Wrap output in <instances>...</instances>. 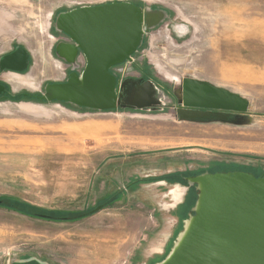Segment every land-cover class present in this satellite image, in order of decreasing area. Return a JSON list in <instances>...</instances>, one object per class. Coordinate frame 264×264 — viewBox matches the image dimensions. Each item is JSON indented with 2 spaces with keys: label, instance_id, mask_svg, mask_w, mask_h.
Segmentation results:
<instances>
[{
  "label": "rangeland",
  "instance_id": "obj_1",
  "mask_svg": "<svg viewBox=\"0 0 264 264\" xmlns=\"http://www.w3.org/2000/svg\"><path fill=\"white\" fill-rule=\"evenodd\" d=\"M111 1L170 12L123 76L150 77L154 106L10 96L67 77L53 51L62 12ZM14 47L30 65L0 76V264H155L195 213L189 177L264 176V0H0V56ZM183 89L226 104L180 110Z\"/></svg>",
  "mask_w": 264,
  "mask_h": 264
},
{
  "label": "water",
  "instance_id": "obj_2",
  "mask_svg": "<svg viewBox=\"0 0 264 264\" xmlns=\"http://www.w3.org/2000/svg\"><path fill=\"white\" fill-rule=\"evenodd\" d=\"M163 16L161 9L148 12L147 7L129 1L84 5L62 12L57 19L58 27L77 46L59 43L56 49L67 59L73 58L79 47L86 55L87 64L80 74L71 72L65 82L47 83L43 96L47 100L98 109L154 106L157 100L151 96L154 83L150 79L121 80L109 68L133 53L144 30L157 26ZM24 61L25 51L20 47L5 55L0 65L22 69ZM3 88L0 84V92ZM192 94L191 90L183 89L182 98L178 99L182 103L180 110L226 104L217 97L207 102L196 100ZM189 179L197 183L199 190L195 213L184 223L183 229L187 220L190 221L182 243L173 245L161 263L264 264V176L228 171L204 172Z\"/></svg>",
  "mask_w": 264,
  "mask_h": 264
},
{
  "label": "flooded vegetation",
  "instance_id": "obj_3",
  "mask_svg": "<svg viewBox=\"0 0 264 264\" xmlns=\"http://www.w3.org/2000/svg\"><path fill=\"white\" fill-rule=\"evenodd\" d=\"M75 8V7H74ZM148 8V12H152L153 10H155V9H161V10H163L164 11V16H163V19L162 20H160V22H159V24L158 25H160V23L166 18V17H168L169 16V14H170V12H169V10H167V9H162V8H159V7H157V6H150V7H147ZM72 9V8H71ZM157 25V26H158ZM153 28H149V30L148 31H146V30H144V32L142 33V36L141 37H143V35L144 34H146L147 32H149L150 30H152ZM64 34V36H59L58 37V39H57V41H56V44L54 45V48H53V51H54V54L56 55V57H58V59H56V60H59L60 59V62H64L66 65H67V68L69 69V72H68V75H67V77H65V73H64V76L62 77V78H64V80H51V82H47V83H54V82H65L67 79H68V77H69V74L71 73V72H76L77 74H80L82 71H83V69L85 68V66H86V64H87V59H86V55H85V53L83 52V50L81 49V48H79V47H77V49H76V52H75V54H74V56H73V58H72V56L71 57H69V58H67V59H65L63 56H61V55H59V51L56 49V47L58 46V44L59 43H70V44H74V45H76L77 46V43L68 35V34H66V33H63ZM140 44H141V42H139ZM140 44H138V47H136V50L139 48V46H140ZM16 48H20V47H14L13 49H11L9 52H7V53H5V54H2L1 56H0V60L5 56V55H7V54H9V53H11V52H13ZM25 51V50H24ZM134 53V52H133ZM51 54V53H50ZM68 54V52H66V55ZM68 56H70V54L68 55ZM67 56V57H68ZM54 58V57H53ZM55 59V58H54ZM125 60V59H124ZM29 62H30V59H29V56L27 55V53H26V51H25V61H24V67L22 68V69H12V68H10V67H1V65H0V76L2 75V74H5L6 72L5 71H8V72H17V73H21V74H24V72H26L27 70H28V68H29ZM18 64H21L20 62H17ZM122 63V62H121ZM118 64H120V63H118ZM118 64H114V65H112L110 68H109V71H110V73H112L114 76H116V73H115V71H114V68H115V66L116 65H118ZM64 66L65 65H63V68H64ZM26 74V73H25ZM50 78V77H49ZM117 78V77H116ZM123 79H125V78H143V80L144 79H150V77L148 78L147 76H144V73L142 74V72H141V74L139 75V76H125V77H122ZM3 80V81H2ZM151 81H153L152 79H150ZM5 82V80L4 79H2V78H0V84L1 85H3L4 86V88H3V90L0 92V97H3V96H7V92L9 91V89L7 88V85L4 83ZM47 83H45L44 84V87H45V85L47 84ZM154 83V82H153ZM44 87H43V90H44ZM25 90H27V91H30V90H28V89H25ZM22 92V91H21ZM172 92H174L175 94H177L174 90H172L171 92H168L167 94H168V97H174V95L172 94ZM20 93V92H19ZM42 96H43V91L40 93ZM170 94V95H169ZM11 95H14V94H11ZM10 95V96H11ZM44 97V96H43ZM45 98V97H44ZM46 99V98H45ZM57 100V99H56ZM58 101H62V102H67V101H63V100H58ZM70 104H74V103H70ZM75 105V104H74ZM153 105V104H152ZM78 107H87V106H80V105H77ZM155 108V107H154ZM143 109H148V107H146V108H143ZM15 264H37L36 262H34V261H23V262H20V263H15Z\"/></svg>",
  "mask_w": 264,
  "mask_h": 264
},
{
  "label": "trees",
  "instance_id": "obj_4",
  "mask_svg": "<svg viewBox=\"0 0 264 264\" xmlns=\"http://www.w3.org/2000/svg\"><path fill=\"white\" fill-rule=\"evenodd\" d=\"M11 97L15 98V99H28V100H45V98L38 92H31V91H27L24 90L20 93L11 95ZM2 202H4V204L10 208H14L17 209L18 211L22 212V213H28V214H34L33 211L29 210L27 207H25L24 205L20 204V203H16V205L13 203V201L9 200L7 201V199H4ZM11 203V204H8ZM32 209V208H30ZM73 215V213H72ZM82 214H78L76 216H71L70 218H75L77 216H81ZM65 217H63L64 219H67L69 217H67L66 215H64ZM48 217V216H47ZM51 218V217H50Z\"/></svg>",
  "mask_w": 264,
  "mask_h": 264
},
{
  "label": "built area",
  "instance_id": "obj_5",
  "mask_svg": "<svg viewBox=\"0 0 264 264\" xmlns=\"http://www.w3.org/2000/svg\"><path fill=\"white\" fill-rule=\"evenodd\" d=\"M125 60L121 64L122 66L118 65L119 67L116 69L120 73L121 78L129 73V69L131 68L130 64L133 63V57L129 55Z\"/></svg>",
  "mask_w": 264,
  "mask_h": 264
},
{
  "label": "bare ground",
  "instance_id": "obj_6",
  "mask_svg": "<svg viewBox=\"0 0 264 264\" xmlns=\"http://www.w3.org/2000/svg\"><path fill=\"white\" fill-rule=\"evenodd\" d=\"M189 223H190V221H188L187 220V222H186V226H185V229H182L180 232H179V234H178V238L177 239H175V244H174V246L176 245H180L181 243H182V241L184 240V237H185V235H186V230H187V228H188V226H189ZM184 228V227H183ZM155 264H162L161 262H157V263H155Z\"/></svg>",
  "mask_w": 264,
  "mask_h": 264
},
{
  "label": "crops",
  "instance_id": "obj_7",
  "mask_svg": "<svg viewBox=\"0 0 264 264\" xmlns=\"http://www.w3.org/2000/svg\"><path fill=\"white\" fill-rule=\"evenodd\" d=\"M63 76H64V73H62V76H61L60 78H55V77H53V79H54V78H55V79H61Z\"/></svg>",
  "mask_w": 264,
  "mask_h": 264
}]
</instances>
